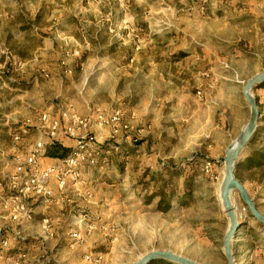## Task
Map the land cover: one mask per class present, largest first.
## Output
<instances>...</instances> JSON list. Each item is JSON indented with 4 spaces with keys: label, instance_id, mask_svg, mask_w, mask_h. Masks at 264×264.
<instances>
[{
    "label": "rangeland",
    "instance_id": "1",
    "mask_svg": "<svg viewBox=\"0 0 264 264\" xmlns=\"http://www.w3.org/2000/svg\"><path fill=\"white\" fill-rule=\"evenodd\" d=\"M262 72L264 0H0V149L29 150L43 114L117 111L128 125L112 136L91 123L94 162L53 173L47 193L19 196L32 174L29 151L13 168L3 163L11 169L5 190L0 181V264H135L152 251L227 264L225 151L249 120L241 88ZM252 95L258 134L240 151L235 177L264 216V164L243 163L264 148V89ZM163 182L173 189L167 210L152 197ZM230 201L243 224L234 264H264V225L238 193Z\"/></svg>",
    "mask_w": 264,
    "mask_h": 264
},
{
    "label": "built area",
    "instance_id": "2",
    "mask_svg": "<svg viewBox=\"0 0 264 264\" xmlns=\"http://www.w3.org/2000/svg\"><path fill=\"white\" fill-rule=\"evenodd\" d=\"M40 119L41 125L37 129L39 138L35 141L34 145L28 150V155L25 162L32 168L30 177L26 180L25 186L19 190V196H23L24 190L45 191L47 182L53 173L60 174L64 172V176L71 174V171L63 168H75L77 162L85 160V158L92 164L95 160V156L98 155L97 147H94V138L86 131L90 127L91 123L96 124L97 127L107 126L111 129V135L116 136L119 133H124L128 125L120 122L119 112H112L111 114L102 115L101 113L94 112L90 118L83 117L75 112H61L58 118L50 117L47 114H43ZM24 134L26 130L22 131ZM59 134L68 138L76 139V144L71 149L66 157L59 160L55 166L45 169L37 168V162L40 156L43 154L44 149V136L51 141L54 140ZM20 135H13V139L19 140ZM108 150L106 153L108 154ZM64 170V171H62ZM70 176V175H69ZM72 176V175H71ZM63 182V179H62ZM61 182V184H62ZM3 245L6 244L2 241Z\"/></svg>",
    "mask_w": 264,
    "mask_h": 264
},
{
    "label": "water",
    "instance_id": "3",
    "mask_svg": "<svg viewBox=\"0 0 264 264\" xmlns=\"http://www.w3.org/2000/svg\"><path fill=\"white\" fill-rule=\"evenodd\" d=\"M263 81L264 72L255 74L243 84L241 88V94L249 107V120L239 137L240 142H238V144L233 147H229L225 151L223 172L224 175L219 190V198L221 208H223L222 211L225 214L229 225L222 240V254L225 256L227 264H234L231 245L237 234V231L243 225L242 222H239V220L237 219L234 211L235 208L231 204V194L234 192L238 193L242 203L247 207V209H249L248 211L251 217L264 225V216L257 212L253 201L247 194L248 192H246L242 184L236 179V175H234V169L236 161L238 159V155L240 151L249 143L253 134L255 133L256 127L258 126L257 122L259 116V108L257 106L256 99L252 95V90ZM156 260H165L174 264H196L190 261L188 258L186 259L185 257L178 256L168 251L148 252L143 255L135 264H148Z\"/></svg>",
    "mask_w": 264,
    "mask_h": 264
},
{
    "label": "crops",
    "instance_id": "4",
    "mask_svg": "<svg viewBox=\"0 0 264 264\" xmlns=\"http://www.w3.org/2000/svg\"><path fill=\"white\" fill-rule=\"evenodd\" d=\"M176 122H178V121H176ZM177 126L178 125L174 121H172L171 128L169 126V127H167V130H170L171 129V131L173 132L175 130V127H177ZM167 130H166L165 136H168V131ZM176 132H177V128H176ZM54 141H55V143L60 144L61 146L67 147L69 149H71L74 146V144H75L74 141H73V139L68 138V137H64L61 134H59ZM45 143H46V146L44 148L43 155L39 157L38 163H37V165H38V167L40 169H45V168H48V167H53L58 162V158L57 157L47 156L46 151H47V148L49 147V142H47L45 140ZM170 145H172V144H170ZM26 152H28V149H0V181H2L1 182V185L3 186L2 187V190H5L6 189V185H5L6 183L4 181V178L2 177L3 176L2 174H6V172H7L6 170H10L11 168H13L12 166H13L14 163L23 162L24 161V157L26 155ZM3 163H4V165L5 164L7 165V163H9V165H10L11 168L10 169H3ZM167 174L169 175V172ZM170 174L173 175V171ZM155 175L156 174H153L152 173V176H155ZM105 180H107V182H109V183H111V182L114 181L112 179L111 180L105 179ZM50 185H51L50 187H51L52 196L55 197V199L59 198L58 197L59 196V191L57 190L56 185H54L52 182L50 183ZM67 185L70 186V181L69 180L67 181ZM167 194H168V192H167ZM156 197L157 196H155L153 198H156ZM94 199H95V197H94ZM120 199H121L120 195H117V200L116 199L110 200L109 201V204H107V207L109 208L111 206L110 203H113L115 201L118 202ZM101 200H105V199H101ZM179 201H182L183 202L184 201L183 197H179L178 199H176L175 202L181 204L182 202L180 203ZM104 202H106V201H104ZM171 202H173V201H171ZM57 203H59V201ZM2 214L3 213L0 210V217L2 216ZM46 214L47 215H49V214L51 215V212L50 211H47ZM239 230L237 231V234H238Z\"/></svg>",
    "mask_w": 264,
    "mask_h": 264
},
{
    "label": "trees",
    "instance_id": "5",
    "mask_svg": "<svg viewBox=\"0 0 264 264\" xmlns=\"http://www.w3.org/2000/svg\"><path fill=\"white\" fill-rule=\"evenodd\" d=\"M255 89L257 88H262L264 89V81L262 83H260L259 85H257L256 87H254ZM257 99V98H255ZM257 101V100H256ZM258 134V132L256 131L254 133V135L252 136L250 142L254 139V136H256ZM253 143V142H251ZM71 149L67 148V147H63L61 146L60 144H57V143H53L52 145H49V147L47 148V151H46V154L47 156H50V157H57V158H64L66 157L70 152ZM244 164H246L248 167V169L252 168V167H260L261 165L264 164V148L263 149H259L257 151H253L250 153V155L244 160L243 162ZM241 167V163L236 161V164H235V169H234V175H236L237 171H239ZM163 186L162 188L159 189L158 193H153V197L157 196L159 199H158V203H157V207L158 209H162L161 207V204H164V209H169V202L165 201V197H167L168 199L171 198L170 195H168L173 189H170V187H168V184L167 183H164L163 182ZM185 190L186 191H189V185L188 184H185ZM168 192V194H167ZM183 199L184 200H187L188 199V194H183ZM180 203L182 201H179ZM183 203V202H182ZM181 203V204H182ZM163 210V209H162ZM153 262L155 261H152L148 264H153ZM161 264H174V263H171V262H168V261H165V260H162Z\"/></svg>",
    "mask_w": 264,
    "mask_h": 264
},
{
    "label": "bare ground",
    "instance_id": "6",
    "mask_svg": "<svg viewBox=\"0 0 264 264\" xmlns=\"http://www.w3.org/2000/svg\"><path fill=\"white\" fill-rule=\"evenodd\" d=\"M238 142H240L239 140H238ZM238 142H236L235 144H238ZM235 146V145H234Z\"/></svg>",
    "mask_w": 264,
    "mask_h": 264
}]
</instances>
